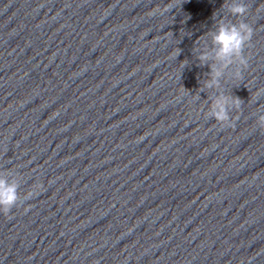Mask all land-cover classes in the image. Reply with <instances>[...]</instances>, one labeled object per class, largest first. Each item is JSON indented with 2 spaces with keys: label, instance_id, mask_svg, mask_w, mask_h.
<instances>
[{
  "label": "clouds",
  "instance_id": "obj_1",
  "mask_svg": "<svg viewBox=\"0 0 264 264\" xmlns=\"http://www.w3.org/2000/svg\"><path fill=\"white\" fill-rule=\"evenodd\" d=\"M228 12L231 16L237 17L238 22H218L216 30L211 33V51L200 50L197 56L199 66L206 65L210 69L209 78L204 82L200 91L204 88H218L225 71L233 64L236 65L233 79H242L243 70L248 67V59L244 55V50L250 44L254 30L251 25L241 19L246 16L248 6L243 0H232L228 4ZM209 60L212 63H208ZM241 102L236 96L218 93L211 101L208 118L214 119L223 127L234 128L235 121L239 119ZM233 110L237 112L236 116L231 115ZM256 126L264 130V114L257 117ZM9 172L5 170V174L0 175V212L5 214L20 206L23 200L31 196V193H28L23 196V199L21 198L20 182L18 179L9 178L7 175Z\"/></svg>",
  "mask_w": 264,
  "mask_h": 264
}]
</instances>
